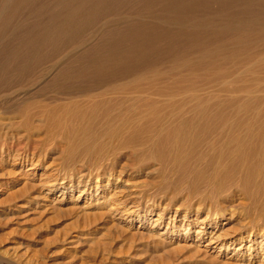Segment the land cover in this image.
Returning <instances> with one entry per match:
<instances>
[{
    "label": "rangeland",
    "instance_id": "374dc122",
    "mask_svg": "<svg viewBox=\"0 0 264 264\" xmlns=\"http://www.w3.org/2000/svg\"><path fill=\"white\" fill-rule=\"evenodd\" d=\"M0 264H264V0H0Z\"/></svg>",
    "mask_w": 264,
    "mask_h": 264
},
{
    "label": "bare ground",
    "instance_id": "6f19581e",
    "mask_svg": "<svg viewBox=\"0 0 264 264\" xmlns=\"http://www.w3.org/2000/svg\"><path fill=\"white\" fill-rule=\"evenodd\" d=\"M175 135H176L177 139H181L179 132L175 133ZM166 136L170 137L171 134L165 133L163 135V137H166ZM147 137H149V136L146 134V129L142 126L141 127L136 126L133 129H130L128 131V133L125 137V142L127 144H129L132 147V149H135L134 146ZM163 137L158 139V140L161 142H166ZM159 141H157V142H159ZM194 145H195V143H187L185 145H182L180 141H179V143H178V141L175 142L174 147L170 150L173 157H174L175 163L170 166V170H169L167 175L169 178L170 177L175 178L176 180L173 179V181H166L165 183H161V185L159 186V190H160L159 193L163 194V193H167L169 191L176 193L177 189H178L177 185L185 186L183 189L189 190L190 192H192V190L197 189V188H195V186L199 182H203V181L206 183L209 182L208 184L216 183V178H214V177L206 178V177L202 176V174H201V169H200L199 164L205 156L200 155L201 158H199L197 160H195L193 158V156H189V155H191L192 151L194 150L193 149ZM158 150L160 151V153L163 152L159 148H158ZM166 151L167 150H165V152ZM117 163H118V158L116 155H114L111 158H102L96 164H94V163H90V164H93V166H91V167H93V169H95V171L97 172V173L95 172L96 173L95 175L98 179V177H100V174H101V173L99 174V172H102L105 169H109L108 172L104 171L105 174L112 175L114 168H115ZM171 171L174 174H172ZM137 192H139V191H137ZM138 197L142 198V196H140V195ZM169 200H170V202H173L172 198H170ZM188 200L189 199H187V196H186L182 205H186Z\"/></svg>",
    "mask_w": 264,
    "mask_h": 264
}]
</instances>
